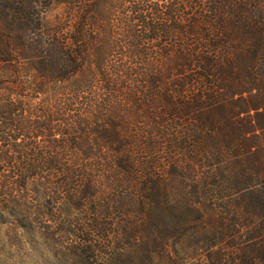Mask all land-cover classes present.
Instances as JSON below:
<instances>
[{
  "label": "trees",
  "instance_id": "trees-1",
  "mask_svg": "<svg viewBox=\"0 0 264 264\" xmlns=\"http://www.w3.org/2000/svg\"><path fill=\"white\" fill-rule=\"evenodd\" d=\"M0 227L264 264V0H0Z\"/></svg>",
  "mask_w": 264,
  "mask_h": 264
},
{
  "label": "rangeland",
  "instance_id": "rangeland-1",
  "mask_svg": "<svg viewBox=\"0 0 264 264\" xmlns=\"http://www.w3.org/2000/svg\"><path fill=\"white\" fill-rule=\"evenodd\" d=\"M200 236L191 243L198 247ZM144 251L116 253L105 264H146ZM195 256V255H194ZM193 256V257H194ZM191 257V259L193 258ZM0 264H73L55 256L54 250L44 246L33 233L20 234L7 227H0ZM154 264H163L156 262ZM178 264H198L193 260L180 261Z\"/></svg>",
  "mask_w": 264,
  "mask_h": 264
}]
</instances>
